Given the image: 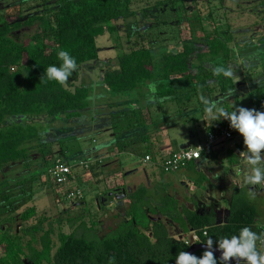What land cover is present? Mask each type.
Listing matches in <instances>:
<instances>
[{
    "label": "trees",
    "instance_id": "1",
    "mask_svg": "<svg viewBox=\"0 0 264 264\" xmlns=\"http://www.w3.org/2000/svg\"><path fill=\"white\" fill-rule=\"evenodd\" d=\"M151 1V5L139 11L133 9L134 0L11 1L9 6L16 13L0 14V173L5 166L26 162L28 145L41 141V132L32 122L35 118L64 117L71 120L87 110L88 88L70 86L76 80L79 68L98 61V37H112L117 32L118 22L138 18L136 24H141L142 15L157 20L153 13L181 10L186 3H193L196 18L204 21L212 18L216 0ZM156 26L155 23L150 29ZM145 29L142 27L133 41H130L132 35L127 36V50L116 55L113 69L102 73L101 83L110 92L121 94L147 89L153 82L154 95L160 102L178 104L179 94L191 90L195 94L200 91L206 98L218 101L219 106L232 110L240 98L264 88V34L257 42H252L243 37L237 39L233 31L229 35L213 31L200 39L183 41L167 51L158 52L147 40ZM237 30L236 35L243 33V29ZM251 36L254 35L251 33ZM60 50L68 51L76 59L77 70L63 85L46 79L40 81L49 65H60L57 58ZM217 65L232 67L235 76H213L212 69ZM229 90L234 94L229 96ZM180 105L173 113L164 114L162 122L150 126L140 124L141 111L138 110L134 119H129L133 124L129 122L131 125L127 130H121L122 133L114 136L105 148H123L126 144L140 142L149 144L147 152L152 150L157 156L156 133L205 114L200 100V106L188 113H184L186 107ZM209 120L212 124L219 122ZM204 130L208 131L206 125ZM44 144L41 141L42 147ZM60 154L45 165L42 172L48 174L51 184L50 170L57 161L69 164ZM79 161L87 164L91 177L102 182L101 163L97 160ZM186 166L193 168L190 164ZM83 171L86 172L82 166L73 168V174L77 176ZM30 174L27 178L33 179ZM202 180L200 176L195 184L202 183ZM8 184H1L3 206L0 207V216L15 209L12 196L6 193L10 190ZM112 192L114 190L104 194L109 198L108 193ZM52 193L56 203L65 202L64 188L52 187ZM20 194L22 198H32L31 191L22 190ZM126 200L128 206L122 220L103 236L96 233L94 223L89 227L80 218L67 220L69 226H77L67 234L59 231L55 247L53 222L45 218L37 219L25 230L26 242L18 235L0 233V264H108L112 256H115V264H174L180 251L187 252L192 244L206 245L207 236L213 239V248H218L220 237L238 234L244 226L261 232V227L255 223L257 209L245 201L240 190L233 195L223 223L218 221L220 212L213 206L195 204L196 209L188 210L168 195L154 200L145 187L126 194ZM116 203L121 201L116 200ZM153 215L160 218L152 219ZM35 216L36 210L32 206L22 211L20 219L28 222ZM168 226L178 229L177 234L183 238L193 232L197 241L185 243L184 239H175L169 234ZM203 252L199 249L191 254L202 257Z\"/></svg>",
    "mask_w": 264,
    "mask_h": 264
},
{
    "label": "rangeland",
    "instance_id": "2",
    "mask_svg": "<svg viewBox=\"0 0 264 264\" xmlns=\"http://www.w3.org/2000/svg\"><path fill=\"white\" fill-rule=\"evenodd\" d=\"M11 1L0 0V14L16 13L15 9L9 6ZM152 3L151 0H134L133 9L139 11V9ZM153 14L157 20L150 18V15L145 17L142 15L141 24H136L139 19L131 18L118 22L117 32L112 37L97 38V45L100 49L98 61L79 68L76 72V80L70 86H86L90 92L89 106L80 117L71 120L64 119V117L51 120L38 117L32 121L41 132V141L42 143L45 142V148L40 145L41 141H33L28 145L26 162L10 164L2 169L0 189L3 182L10 184V190L6 193L12 196L13 208L15 209L0 216V233L7 232L10 236L18 235L26 242L28 238L24 235L25 230L33 225L37 219L45 218L53 222L55 233L52 240L55 247L57 245L56 234L59 231L67 234L77 226V224L69 226L67 220L80 218L89 227L94 223V229L99 236L107 234L116 228L122 220V215L128 206L126 194L135 190V182L142 180L143 169L146 170L148 167L143 162L146 151L142 146H138L135 151L134 144L130 143L123 148H106L105 152L101 149L103 144L122 133L121 130H127L128 126L133 124V121L129 119H134L133 117L135 113H138V110L141 111L139 112L140 124L150 126L153 123L162 122V116L173 113L179 104L186 107L184 113L200 106L198 96L201 94L205 96L200 91L197 92L198 94L191 92V90L180 93V99L176 101L178 103L176 104L174 101L160 102L154 95L155 85L153 82L149 84L147 89L141 88L134 92L121 94L112 93L103 87L101 75L115 67L116 55L119 52L127 50L125 43L128 35H132L130 41H133L134 37L141 33L142 27L146 28V38L151 47L161 52L162 49L167 51L177 43L200 39L213 31L225 32L228 35L230 31H233L235 34L231 33L237 39L243 37V39H250L252 42H257L261 39L260 35L264 34V0H222L221 2L216 0L214 1L212 18L204 21H199L196 18L193 3H186L181 10H167ZM153 23H156L157 26L150 29V26L154 25ZM237 29H243V33L241 32L239 36L236 35ZM251 33L254 36L250 37ZM197 117L189 118L185 122L173 125L161 132H164L165 138L169 142L189 143L191 146H195L198 144V137L203 140L206 136L197 131ZM193 132H195V136L191 137L190 134ZM128 146L129 149H126ZM97 149L98 151H93ZM91 152L92 156H88L87 153ZM58 153H61V158L69 161L71 166L76 165L80 159L92 162L91 157L102 153L101 157L109 162L102 168L101 172L105 170L104 173H101L104 176L102 182L106 181L110 187H105L106 183L103 184L100 182L101 180H96L83 171L78 176L75 175L72 181L74 186L80 187L82 190V202L76 204L56 203L49 176L45 173L42 174V172H44L45 165L59 157ZM133 167L137 172L124 178V171L125 173L129 172L128 169ZM38 168L42 169L36 171ZM29 174L35 180L27 178ZM163 176L166 180L160 182L161 192L175 197L182 203V207L191 208L189 188L186 182H184V186L180 185L181 173L163 174ZM25 178L27 181L24 180ZM183 181H186V178ZM158 183L155 180L152 187L157 186ZM256 187L258 192L251 193L249 198L257 209L256 224L260 227L264 223V188L262 185H256ZM22 190L32 192L31 200L20 196ZM109 190H116L118 194L121 193V190L125 191V197L120 200L121 203H116L114 198L106 197L104 193ZM261 190H263V194L260 192ZM111 201L113 204L109 206ZM210 201L214 202L213 200ZM201 203L206 205L202 199ZM1 206H3V197H0ZM32 206L36 210L35 218L23 222L20 219V214ZM58 221H60V225H58ZM168 230L175 239L186 241L189 239L190 243L193 241L192 233L183 238L176 234L178 229L175 230L172 226H168Z\"/></svg>",
    "mask_w": 264,
    "mask_h": 264
},
{
    "label": "crops",
    "instance_id": "3",
    "mask_svg": "<svg viewBox=\"0 0 264 264\" xmlns=\"http://www.w3.org/2000/svg\"><path fill=\"white\" fill-rule=\"evenodd\" d=\"M261 100H263V102H260ZM237 106H243L249 109L263 108L264 88L261 89V92L259 91L256 93H252L251 95H247L240 98L237 102ZM208 119L209 118H207L205 114L204 116H198L196 119L197 131L202 135L204 134L206 135L204 129ZM190 136L191 137L195 136V132L191 133ZM154 137L157 140V147L159 150L157 156H154L152 150H149L150 153L147 152V150L150 149L149 144L140 143V142L133 143L135 147L134 148L135 151L138 149V146H142L143 149L146 151L145 156L149 155L152 159L151 162H147V163H145L143 159V162L147 165L148 169L146 170L143 169L142 180H137L135 182V186H136L135 190L138 187H145L147 189L148 195L154 200H158L161 196L164 195H168L172 197L171 195L166 194L165 192H161V188L159 187V185L161 184L160 182H164L166 180L165 177L163 176V174L165 173H163L160 168V161L162 155L167 154L168 152H173L193 146H191L189 143L177 144L176 142H169L165 138L166 135L161 132L156 133ZM198 139H199L197 142L198 144L205 141V138L201 140L198 137ZM110 141L111 140L106 141L103 144L102 148L104 149H102V151H105L106 149L105 147L107 146L106 144ZM127 145L129 144H126V146ZM126 149H129V146L126 147ZM243 150H245V146L243 144V137L242 136L234 137L227 141H222L218 143L210 154L202 155L198 160L188 163V165L189 164L192 165L193 167L192 169H188L186 168L187 166H185L182 170H180L179 171L181 173L180 179H182L180 180L181 182L180 185L184 186V182H186L187 187L189 188L188 190L190 192L189 203L190 202L192 203L191 208L185 206L184 207L188 210H194L196 209L195 204L199 206L201 205L213 206L220 212L218 221L223 223L228 215L227 210L229 209V203L231 202L232 197L237 190H240L243 193V197L245 201L252 204L250 202L249 197L251 193H257L258 189L256 186H251L244 183V173L246 171L244 167L245 162L239 155V153ZM87 154L88 156H92V152ZM101 154L102 153H98V155L91 158L101 163V165L104 168V166L109 162H106L105 159L101 157ZM123 154L124 153L122 152V155ZM128 170H130V174L137 172V170L134 167ZM104 171L105 170H103L102 173H104ZM123 175H125V171ZM200 176H202L203 182L202 183L198 182L195 184V181L198 180ZM101 177L102 178L104 177L103 174L101 175ZM125 177L126 176H124V178ZM185 178L186 181H183V179ZM155 180L157 183L158 182L159 183L157 186L152 187V183ZM102 183L103 184L106 183L105 187H110L108 186V183L106 181ZM262 186L264 188V184H262ZM114 192H116V190H114ZM260 192L263 194V190H261ZM173 198L176 201H178L175 197ZM201 199L206 202V205L201 203ZM210 200H213L214 202ZM112 204L113 202L111 201L109 202L108 205L111 206ZM179 204L181 205L182 203L179 202ZM151 217L152 219L160 218L157 215H153ZM263 225L264 223L260 227H262ZM177 233L178 230H176V234Z\"/></svg>",
    "mask_w": 264,
    "mask_h": 264
},
{
    "label": "clouds",
    "instance_id": "4",
    "mask_svg": "<svg viewBox=\"0 0 264 264\" xmlns=\"http://www.w3.org/2000/svg\"><path fill=\"white\" fill-rule=\"evenodd\" d=\"M57 58L61 61L60 65H49L40 81L46 79L63 85L77 70V61L68 51H58ZM212 74L225 78L235 76L232 67L223 65L214 66ZM233 94L232 90H229L228 95ZM199 99L204 105L207 118L212 121H228L230 128L243 137L245 150L239 155L245 162L244 183L251 186L264 184V111L237 104L232 106V110H228L219 106L218 101L210 100L202 94ZM204 243L206 250L202 257L180 251L176 256V264H218L213 251V239L207 236ZM217 244L221 252L219 264H229L230 261H235L236 264H264V231L256 232L251 227L244 226L238 234L220 237ZM108 264H115V256L109 258Z\"/></svg>",
    "mask_w": 264,
    "mask_h": 264
},
{
    "label": "built area",
    "instance_id": "5",
    "mask_svg": "<svg viewBox=\"0 0 264 264\" xmlns=\"http://www.w3.org/2000/svg\"><path fill=\"white\" fill-rule=\"evenodd\" d=\"M256 110L264 111V107ZM205 125L208 131L206 132L204 142L193 147H187L162 155L160 168L163 173L170 174L179 172L188 163L198 160L202 155L210 154L218 143L241 136L238 132L230 128L229 122L226 120H220L214 124H212L210 120H207ZM151 160L149 155L144 157L145 163L151 162ZM77 166H82L86 171V175L89 174L87 164L83 161H79L74 166L59 163V161H57L56 165L50 170V178L53 187L64 188V200L69 204L80 203L83 198L81 188L74 186V182H72L75 178L73 168ZM262 231H264V225L261 227V232ZM191 233V238L193 240L191 243H194L197 241V236L193 232ZM187 242L190 243L189 239L185 241V243Z\"/></svg>",
    "mask_w": 264,
    "mask_h": 264
},
{
    "label": "water",
    "instance_id": "6",
    "mask_svg": "<svg viewBox=\"0 0 264 264\" xmlns=\"http://www.w3.org/2000/svg\"><path fill=\"white\" fill-rule=\"evenodd\" d=\"M129 174H130V171L126 172L124 176H127ZM108 195L109 196H113V198L115 200L119 201V200H122L125 197V191L121 190L120 194H118L117 192H114V193L112 192V193H109ZM199 249L205 251L206 250V245H203V244H192L189 247L187 252L192 253V252H194L196 250H199ZM213 251H214V255L219 259L220 255H221V252L218 250L217 247L213 248ZM235 263H236L235 261H230L229 262V264H235ZM174 264H176V262Z\"/></svg>",
    "mask_w": 264,
    "mask_h": 264
},
{
    "label": "flooded vegetation",
    "instance_id": "7",
    "mask_svg": "<svg viewBox=\"0 0 264 264\" xmlns=\"http://www.w3.org/2000/svg\"><path fill=\"white\" fill-rule=\"evenodd\" d=\"M109 198H110V196H109ZM169 234H170V232H169ZM236 264V263H235Z\"/></svg>",
    "mask_w": 264,
    "mask_h": 264
}]
</instances>
